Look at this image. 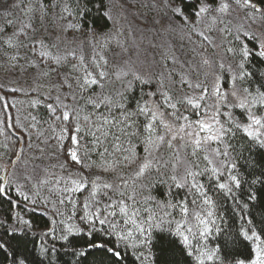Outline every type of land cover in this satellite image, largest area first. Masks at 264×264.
<instances>
[{
    "label": "snow or ice",
    "instance_id": "obj_1",
    "mask_svg": "<svg viewBox=\"0 0 264 264\" xmlns=\"http://www.w3.org/2000/svg\"><path fill=\"white\" fill-rule=\"evenodd\" d=\"M93 2L0 0V54L10 69H37V80H47L34 90L30 107L46 109L52 122L50 136L31 113L27 127L7 124L19 128L28 148L40 153L25 159L24 149H18L11 164L0 168V200L16 210L7 234L26 248L33 223L20 210L38 211L49 221L40 234L42 256L49 251V238L71 243L81 235L91 241L99 233L105 242H89L86 248L101 250L116 264L126 254L133 264H177V252L185 264H264V229L250 214L241 215L234 237L225 236L213 195L235 200L242 187L233 155L238 137L264 150V83L253 88L255 74L247 69L253 56L264 61V36L251 31L259 24L264 32V7L255 0H163L171 20L189 29L185 35L194 56L188 59L167 46L158 70L155 58L145 61V70L130 58L110 63L105 53L113 43L120 49L117 55L126 56L128 49L119 32L101 34L86 27ZM14 9L23 19L14 17ZM236 9L244 18L230 27ZM104 16L112 19L110 10ZM52 31L54 40L49 39ZM69 32L79 37L69 39ZM146 39L142 35L141 43ZM85 43L91 55H85ZM135 85L145 86L139 95ZM33 134L39 144L32 142ZM44 158L56 162L31 163ZM262 177L264 172L251 185L264 184ZM257 198L254 192L248 196ZM5 224L0 220V228ZM218 237L223 239L213 243ZM237 241L249 246L247 257L230 248ZM7 249L0 241V251ZM8 254L12 264H27L26 256ZM73 254L83 258L86 251Z\"/></svg>",
    "mask_w": 264,
    "mask_h": 264
},
{
    "label": "trees",
    "instance_id": "obj_2",
    "mask_svg": "<svg viewBox=\"0 0 264 264\" xmlns=\"http://www.w3.org/2000/svg\"><path fill=\"white\" fill-rule=\"evenodd\" d=\"M9 2L11 1L9 0ZM185 2L190 4L191 0H185ZM255 2H257L261 7H264V0H255ZM177 3H179V0H177ZM109 6L110 0H99V3H97V0H94L91 5L92 12L88 17L86 27H95L97 32L101 34L110 33L111 22L104 16V12L109 11ZM97 7L100 9L99 11H97ZM155 9L157 12L154 13L158 14L161 19L165 18L166 20L163 28L168 30L165 34L170 36V41L177 54L183 53L188 55L189 52L193 53L191 51L193 47L192 44L183 39L186 38L189 40L185 35L189 29L182 28V23L179 21L173 22L170 14H166L163 4L157 5ZM12 11L14 13V17L23 19L18 9H14ZM2 13L3 8L0 7V23H3ZM231 16L233 24L230 25V27H234L235 24L244 18V13L239 9H236L231 13ZM14 17L10 16L9 18ZM249 23L251 22L249 21ZM12 30V28H9L8 32L10 33ZM251 31L253 30L251 29ZM159 32L162 35V29ZM45 35L47 36L48 34ZM67 35L69 39H71L74 35L79 37V34L71 32ZM211 35L215 37L217 33L213 32ZM55 37L56 32L52 31L49 39L54 40ZM79 39L80 38H78L77 41H79ZM192 40H198V38L193 35ZM248 44L250 48H254V42L249 41ZM158 46L159 49L153 52L155 60L157 61V70L159 65L162 64L161 55L167 50L165 47L162 50V37ZM20 51L23 55L25 50L21 49ZM84 51L86 56L91 55V49L88 46H84ZM208 51L211 53L213 50L209 48ZM119 52L120 49L113 44L111 46V50L106 52L105 55L108 56L110 63L119 64L123 63V60L125 59V56L122 57L117 55ZM134 53L137 55L134 62L137 61L138 63H136L138 66L146 70L147 63H145V61L147 60L148 62H151L153 57L152 59L147 55H144L143 57L141 52L139 55L137 49ZM131 55L134 57L133 52ZM126 57L128 58V54ZM24 63L25 61H20V64ZM41 67H43V65H41ZM247 69L251 73L255 74L254 77H250L253 88L259 87L260 84L264 83V61H261L259 58L253 56L247 63ZM61 71H67V69H61ZM40 83L46 84L47 80H37V69L24 70L20 67L10 69L7 67L6 57L0 54V96L5 97L4 101H0V128L4 129L3 134H0V168H3L5 164H11V161L16 158L15 153L18 149H24L25 159H29L30 154L37 157L40 156L38 150H30L28 148V137L21 133L19 128H7L8 123L15 125L19 122L27 127L29 123L33 122L31 121V117L29 115V113H31V115L36 116L37 120L40 121L38 128L44 131V135H52V130L49 127L52 122L49 119L46 109L43 107H40L39 109H33L30 107V100L37 95L34 90ZM115 87H119V84L117 83ZM144 87L145 86L143 85H135L134 88L136 94L139 95L140 89ZM10 88L18 89V91H8ZM145 90L147 89L145 88ZM25 93H27V95ZM5 103L8 104L7 110L3 107ZM9 118L11 119L9 120ZM45 121H47V123H45ZM29 131L31 132L32 130ZM237 140L238 142L235 145L236 152H234L233 155L237 158L238 171L242 176V187L236 190L235 200L232 197H225L219 193H213L217 200V213L220 217H222L220 223L222 229L224 230V234L225 236L231 235L233 237L240 226L241 215L250 214L249 218L253 220L256 227L258 229H264V184L257 183L256 185H251L250 183L252 179L259 176L261 172H264V150H260L255 146L246 144L243 140H240L239 137ZM32 142L34 144L40 143V141L36 139L35 134L32 135ZM51 143L54 144L55 141L53 140ZM4 145H7V148H5ZM55 162L56 161L54 159L50 160L47 158L31 161V163L39 165H47ZM17 167L20 168L22 172L23 165H17ZM9 170L13 172L14 176L17 174L15 169L10 168ZM10 179H12V177H10ZM262 179H264V177H262ZM253 192L258 198L255 201H250L248 196ZM84 195H86V193L80 196L81 200L84 198ZM13 199H17L14 192ZM235 201H238L239 205ZM244 203L249 204L247 209L242 208ZM15 211L16 210H11V206L6 200H0V220H6L5 227L0 228V241H4L8 244L7 253L0 251V264H12V255H9L8 253L26 256L27 264H116L114 258L106 256L101 250L86 248L89 242H105L106 238L99 233L95 234L91 241H89V238L86 235L72 238L71 243L60 240H52L49 238L46 245L49 248V251L42 256L39 251L41 243L40 234L47 229L49 221L47 216L41 215L38 211L32 212L20 210V214L24 216L25 219H31L33 223V230L28 236V243L25 248L24 245L18 242L16 237L9 236L6 232V228L12 223L10 217L15 214ZM216 239H223V237L214 238L213 243ZM53 246L55 247L54 252L51 251ZM230 248L234 249V251L239 255V258H244L249 255V246L246 243L237 241L235 244H230ZM74 250H85V257L81 258L75 256L73 254ZM133 260L134 258H131L126 254V257L121 264H133ZM176 261L177 264H185V261L183 257L179 255V252L176 253Z\"/></svg>",
    "mask_w": 264,
    "mask_h": 264
},
{
    "label": "rangeland",
    "instance_id": "obj_3",
    "mask_svg": "<svg viewBox=\"0 0 264 264\" xmlns=\"http://www.w3.org/2000/svg\"><path fill=\"white\" fill-rule=\"evenodd\" d=\"M154 4L162 5L163 2L162 0H110L109 10L112 16V19L110 20V32L120 33L118 38L124 42L128 49V58L132 61H134L137 57L134 53L136 49L139 55L141 52L143 57L144 55H147L151 59L152 57L155 58L153 52L159 49L158 44L161 37L162 50L164 47L167 48V46H171L173 48L170 36L165 34L168 30L163 28L166 20L165 18L161 19L158 14L154 13L157 12L155 7H153ZM257 27H260L259 24L252 25L251 29L257 36H264V32ZM161 29L162 35L159 32ZM142 35L147 37L143 43H141ZM183 39L186 40V42L191 43L186 38ZM149 40L155 45V47H151L149 45ZM77 43H79V41H77ZM113 44L115 45V43ZM84 46H88L87 43H85ZM132 52L134 57L131 55ZM186 56L188 59H191L194 54L189 52ZM128 58L125 56V59Z\"/></svg>",
    "mask_w": 264,
    "mask_h": 264
}]
</instances>
